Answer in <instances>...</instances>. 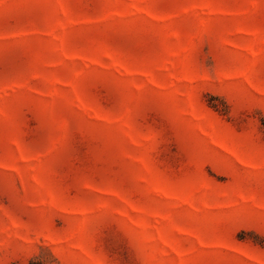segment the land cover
Masks as SVG:
<instances>
[{"label":"rangeland","instance_id":"obj_1","mask_svg":"<svg viewBox=\"0 0 264 264\" xmlns=\"http://www.w3.org/2000/svg\"><path fill=\"white\" fill-rule=\"evenodd\" d=\"M0 264H264V0H0Z\"/></svg>","mask_w":264,"mask_h":264}]
</instances>
